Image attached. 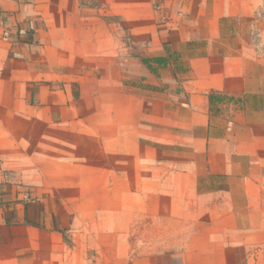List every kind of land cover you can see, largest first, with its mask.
Segmentation results:
<instances>
[{
	"label": "crops",
	"instance_id": "crops-1",
	"mask_svg": "<svg viewBox=\"0 0 264 264\" xmlns=\"http://www.w3.org/2000/svg\"><path fill=\"white\" fill-rule=\"evenodd\" d=\"M262 6L0 0V264H264Z\"/></svg>",
	"mask_w": 264,
	"mask_h": 264
},
{
	"label": "built area",
	"instance_id": "built-area-1",
	"mask_svg": "<svg viewBox=\"0 0 264 264\" xmlns=\"http://www.w3.org/2000/svg\"><path fill=\"white\" fill-rule=\"evenodd\" d=\"M256 14L259 17H263L264 18V6H262L261 8H259V10H257Z\"/></svg>",
	"mask_w": 264,
	"mask_h": 264
},
{
	"label": "trees",
	"instance_id": "trees-1",
	"mask_svg": "<svg viewBox=\"0 0 264 264\" xmlns=\"http://www.w3.org/2000/svg\"><path fill=\"white\" fill-rule=\"evenodd\" d=\"M211 98V97H210Z\"/></svg>",
	"mask_w": 264,
	"mask_h": 264
}]
</instances>
